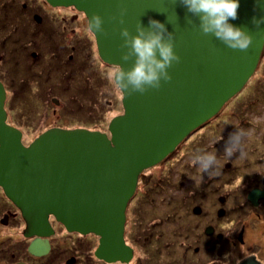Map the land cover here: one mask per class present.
Returning a JSON list of instances; mask_svg holds the SVG:
<instances>
[{
    "label": "water",
    "instance_id": "obj_1",
    "mask_svg": "<svg viewBox=\"0 0 264 264\" xmlns=\"http://www.w3.org/2000/svg\"><path fill=\"white\" fill-rule=\"evenodd\" d=\"M54 7L72 6L104 19L107 35H94L100 59L110 65L121 60V28L135 34L149 19L174 33L181 61L168 69L172 80L161 89L141 95H122L123 113L108 124V133L86 128H50L28 145L22 132L7 122L6 89L0 81V188L20 211L23 235L35 237L28 252H49L53 234L50 217L68 232L99 238L95 256L107 263H128L133 250L125 243V211L142 172L165 160L195 130L216 116L248 83L264 47V0H239L238 18L229 20L247 28L253 43L247 51L233 50L220 40L200 33L180 0H46ZM126 9L124 24L119 23ZM112 17H117L113 20ZM37 18V17H36ZM55 105L59 102L52 99ZM261 192L249 194L256 204ZM45 238V239H44ZM25 264V263H18Z\"/></svg>",
    "mask_w": 264,
    "mask_h": 264
},
{
    "label": "rangeland",
    "instance_id": "obj_2",
    "mask_svg": "<svg viewBox=\"0 0 264 264\" xmlns=\"http://www.w3.org/2000/svg\"><path fill=\"white\" fill-rule=\"evenodd\" d=\"M3 1L5 0H0V5ZM12 1L17 2L18 0ZM0 11L2 12L1 9ZM18 16L8 13L0 14V81L6 89L4 108L8 124L22 132L25 144L32 142L39 134L52 126L65 129L86 128L108 133L110 120L123 113L122 94L106 79L109 65L100 59L94 35L85 31L86 22L84 21L82 24H80L82 21L75 22L73 24L74 34H68L69 39L60 33H56L58 35L44 33L43 27H41L36 35V40L33 41L35 44L33 49L26 48L31 52L24 51L25 56L22 51L13 55L14 48H18V45H15L13 41L23 39L25 42H29L28 40H30V36L27 34L17 35L15 32V35L11 33L13 27L16 26L14 21L19 20L17 24L20 25L19 27H32L23 16ZM13 19L15 20L13 21ZM7 33H11V40L7 46L2 47L1 37ZM15 63L16 67H14ZM53 98L58 100L57 106L52 103ZM240 110H243V114ZM222 121H225L224 124L218 125ZM240 123H242L241 126H239ZM217 126L218 128H215ZM240 127L241 129H237ZM237 130H244L247 133L242 139L244 156L241 158V155H238V158L234 159L235 162L233 161L234 168L226 169L225 165L228 166L227 163L231 162V158L223 155L225 144L229 135ZM253 144L256 146L255 148H261L257 146L261 144V57L247 85L221 109L220 113L209 122V125L186 139L176 154L170 157L166 163H159L155 165L157 167L148 171L156 176L162 173L159 177H164L163 183H173L170 188L179 186L182 189H188V192L198 187V184L208 177L207 173L202 174L201 181L199 168L192 163L193 156L201 151L212 152L215 149L219 158L215 172V174L219 172L218 179L212 184L213 188L216 184L219 188L214 192L216 198L217 195H225L232 186L225 184L228 177L225 174L227 171L261 170V165L255 163L256 154L248 151ZM249 152L252 157L249 156ZM245 161L248 162V166L243 165ZM179 174L180 176H178ZM159 177L157 181L161 179ZM154 183V181H150L140 184L139 187L143 188L141 193L145 188L153 187ZM157 198L155 197V200ZM163 200L154 207L152 205V208L139 209L138 216L140 222L148 226L153 218L151 211H154L160 215L162 221L159 226L153 225V228L156 230L161 228L160 231L169 234L173 232L174 223L177 222L171 224V221L177 220V218L167 220L164 217L165 212L169 210L176 213L179 206L175 207L173 199L164 198ZM150 203L152 204V201ZM128 213L133 215L132 211ZM131 218L133 217L128 214V221ZM55 226V234L50 236L55 248L50 255L42 258V263L65 264L64 260L69 254L78 257L77 264H94L98 261L99 258L94 254L98 244L96 235L70 233L58 222ZM24 227L23 221L8 219V225H0V239L8 236V245L12 248L17 240H23L22 230ZM140 228L139 225L137 229ZM129 229L130 222L126 226L125 233ZM153 235L157 237L159 232L155 231ZM27 240L28 238L25 240V244H27ZM63 240L69 241L67 250L63 249L66 242ZM127 242H125L127 245L134 247V255L128 262L129 264H151L149 256H154L152 252L157 245L155 240L147 242L141 239L140 242H136L135 239L134 241L129 239ZM27 245L25 246L27 247ZM72 247L76 253H72L70 250ZM87 249H89L88 252H86ZM157 250H160L158 253L155 252L158 254L157 258L160 259L161 248L159 247ZM179 252H176V256ZM21 253L18 250L16 256L23 259Z\"/></svg>",
    "mask_w": 264,
    "mask_h": 264
},
{
    "label": "flooded vegetation",
    "instance_id": "obj_3",
    "mask_svg": "<svg viewBox=\"0 0 264 264\" xmlns=\"http://www.w3.org/2000/svg\"><path fill=\"white\" fill-rule=\"evenodd\" d=\"M0 9L2 10L0 14L8 13L10 15L23 16L32 26L19 27L20 25H17L19 20L14 21L15 19H13L16 22V26L13 27L11 33L30 36L29 42H25L23 39L13 41L15 45H18V48H14L16 53L22 51L24 56L26 55L24 51H27V47L33 49L35 45L33 41L36 40V35H38L41 27H43L42 31L44 33L48 32L51 35L60 33V35L68 38V34H74L73 24L75 22L82 21L80 23L82 24L87 21L85 15L74 7H54L47 3L46 0H18L17 2L5 0L1 3ZM11 33L1 37L2 47L7 46L11 40ZM71 41L73 42L72 39ZM30 52L27 51V53ZM205 124L186 139L200 132L205 127ZM56 127L60 128L59 126H52V128ZM186 139L161 163H166L170 157L174 156ZM23 144L28 145L29 143L25 144L23 142ZM257 146L261 148H255L256 146L253 144L248 151L256 154L255 163L261 165V170L246 172L227 171L225 174L228 177L225 184L232 186L225 195H217L216 198L214 192L219 188L217 184L213 188L212 184L217 181L219 172L211 176L206 174L208 177L205 178V181H202L198 184V187L188 192V189L185 190L179 186L170 188L173 183H163L164 177H159L162 173L156 176L148 171L157 166L142 172L138 179L135 193L125 211V242L128 243L129 239L137 241L139 232L144 234L143 239L145 241L152 242L155 240L157 245L152 252L154 256H149L151 264H264V48L261 53V144ZM242 150L244 151V144H242ZM250 152L249 156L252 157ZM238 155H240L239 151L230 157L231 162L227 163L228 166L225 165L226 169L234 168V159H237ZM243 165L248 166V162L245 161ZM158 177L161 178L159 181H157ZM240 177H244L243 184L239 182ZM150 181L155 182L153 187L145 188L141 193L143 188L139 187L140 184ZM254 190L261 192V197L257 198L256 204L249 198V194ZM155 197H158L157 200H155ZM164 198L173 199L175 207L179 206V210L176 213L169 210L165 212V219L177 218V220L173 219L174 221H171V224L177 222L174 223L173 232H168L169 234L160 231L161 228L160 230L153 228V225L155 227L159 226L162 221L160 215L154 211H151L153 218L148 226L141 223L138 216L139 209L152 208V205L154 207L159 202H163ZM151 201L152 204H149ZM129 211H132L133 215L128 213ZM128 214L133 217L130 221H128ZM8 219L23 221L20 211L9 201L2 188H0V225H8ZM49 221L53 228V234L50 235L52 237L55 234L57 222L52 217H50ZM128 222H130V229L125 233ZM23 224L25 225L24 221ZM139 225L141 228L137 229ZM155 231L159 232L157 237L153 235ZM50 236L47 238L50 246L49 252L42 256H35L28 252V246L35 237L28 238L24 236L23 240H17L12 248L8 245L9 237H3L0 239V243L6 244H0V264H47L41 261L43 257L50 255L55 248ZM27 238L28 245L25 244ZM63 241H66L63 249L67 250L69 241ZM129 247L133 250L134 255V247L131 245ZM159 247L161 248L160 259L157 258L158 254L155 253L160 252V250H157ZM18 250L22 252L21 256L23 259L16 256ZM70 250L72 253L75 252L73 247ZM177 251H180L178 256H176ZM64 261L65 264H77L78 257L76 258L74 255L69 254ZM84 261L86 262V260ZM94 264L109 263L98 259ZM110 264L127 263L118 261Z\"/></svg>",
    "mask_w": 264,
    "mask_h": 264
},
{
    "label": "clouds",
    "instance_id": "obj_4",
    "mask_svg": "<svg viewBox=\"0 0 264 264\" xmlns=\"http://www.w3.org/2000/svg\"><path fill=\"white\" fill-rule=\"evenodd\" d=\"M180 3L192 17L198 19L197 25L193 19L186 17L187 23L198 27L201 34L215 37L233 50L247 51L252 45L253 37L247 28L236 27L229 23L230 19L238 18L239 0H180ZM256 5H260V0H256ZM126 11L123 8L120 10L121 25L124 24L123 17ZM112 19L116 20L117 17ZM148 23L147 28L139 23L135 34L128 28L120 29L123 40L120 45L121 60L125 63L131 62V67L125 69L121 64L116 63L107 67L106 79L125 97L135 93L143 95L150 90L158 91L162 87V82L169 83L172 80L168 69L181 61L180 56L175 52L174 33L169 32L166 26L157 20L150 18ZM252 23L259 28L264 24V16L253 17ZM103 24L104 19L99 14L93 13L87 18L85 31L93 35L100 33L106 36L107 32ZM246 134L244 130L230 134L223 155L231 157L239 151L242 158L244 156L242 139ZM218 160L215 149L212 152L201 151L193 156L192 163L198 166L201 181L202 174L207 173L208 176L215 174ZM243 179L244 177L239 178L241 184Z\"/></svg>",
    "mask_w": 264,
    "mask_h": 264
},
{
    "label": "trees",
    "instance_id": "obj_5",
    "mask_svg": "<svg viewBox=\"0 0 264 264\" xmlns=\"http://www.w3.org/2000/svg\"><path fill=\"white\" fill-rule=\"evenodd\" d=\"M14 52H15V53H13V55H14V54L17 55V53H16L15 50H14ZM14 67H16V63H15V65H14ZM246 85H247V84H246ZM238 94H239V93H238ZM238 94H237V95H238ZM233 98H234V97H233ZM233 98H232V99H233ZM232 99H230L226 104H228ZM52 103H53V102H52ZM226 104H225V105H226ZM225 105H224V106H225ZM235 111L237 112V109H236ZM235 111H234V112H235ZM236 112H235V113H236ZM240 112L243 114V110H240ZM233 114H234V113H233ZM236 114L239 115L238 113H236ZM214 118H215V117H214ZM214 118H213V119H214ZM213 119H211V120H209L208 122H206L205 126H208V125H209V122H211ZM224 122H225V121L219 122L218 125H221V126H222V125L224 124ZM247 123H248V126H249V122H248V120H247ZM230 124L232 125V123H230ZM241 125H242V123L239 124V126H241ZM215 128H218V126L215 127ZM237 129H241V127H240V128H237ZM90 130H93V129H90ZM160 164H161V162H160ZM154 167H155V166H154ZM143 237H144V234H142V232H139V233H138V237H137V241L140 242L141 239H143ZM137 241H136V242H137Z\"/></svg>",
    "mask_w": 264,
    "mask_h": 264
}]
</instances>
